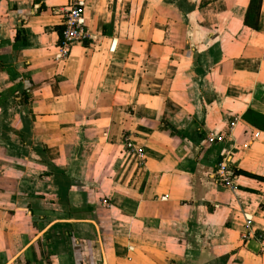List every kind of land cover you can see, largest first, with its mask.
Returning <instances> with one entry per match:
<instances>
[{"label":"crops","instance_id":"crops-1","mask_svg":"<svg viewBox=\"0 0 264 264\" xmlns=\"http://www.w3.org/2000/svg\"><path fill=\"white\" fill-rule=\"evenodd\" d=\"M85 1L0 0V264H264V0Z\"/></svg>","mask_w":264,"mask_h":264},{"label":"built area","instance_id":"built-area-1","mask_svg":"<svg viewBox=\"0 0 264 264\" xmlns=\"http://www.w3.org/2000/svg\"><path fill=\"white\" fill-rule=\"evenodd\" d=\"M85 9V0H69L68 4L64 8L63 29L58 47L59 52L56 56L57 59L67 58L70 55L71 46L74 42L90 38L89 32L85 27ZM236 124L237 118L229 123L228 130L224 133H211L208 137L209 142L213 143L215 141H224L226 138H233V130ZM255 135L258 137L259 133H256ZM126 147L129 151L135 152L140 158V163H143V151L141 149H137L133 141L129 138L126 139ZM218 173L219 177L226 186L234 188V171L230 168L227 156H224L222 161L219 163ZM246 218L249 227L251 218L248 216ZM249 234L250 233H244L243 237L248 238Z\"/></svg>","mask_w":264,"mask_h":264},{"label":"trees","instance_id":"trees-1","mask_svg":"<svg viewBox=\"0 0 264 264\" xmlns=\"http://www.w3.org/2000/svg\"><path fill=\"white\" fill-rule=\"evenodd\" d=\"M261 3L262 0H251L249 6L246 22L253 23L254 27H257Z\"/></svg>","mask_w":264,"mask_h":264},{"label":"rangeland","instance_id":"rangeland-1","mask_svg":"<svg viewBox=\"0 0 264 264\" xmlns=\"http://www.w3.org/2000/svg\"><path fill=\"white\" fill-rule=\"evenodd\" d=\"M87 161L85 158H84V162Z\"/></svg>","mask_w":264,"mask_h":264}]
</instances>
